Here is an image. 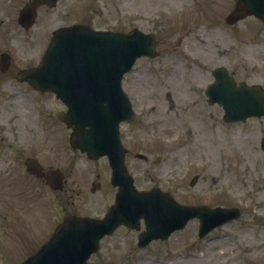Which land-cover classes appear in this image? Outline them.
<instances>
[{
    "label": "rangeland",
    "instance_id": "rangeland-1",
    "mask_svg": "<svg viewBox=\"0 0 264 264\" xmlns=\"http://www.w3.org/2000/svg\"><path fill=\"white\" fill-rule=\"evenodd\" d=\"M6 1H0V33L12 27L11 15L26 0L13 5ZM235 3L61 0L54 9L40 10L31 32L39 31L34 52H42L51 29L81 19L98 29L154 33L156 54L136 59L122 80L135 113L130 124L120 126L134 184L137 189L158 187L183 204L241 211L239 219L202 240L194 237L197 222L190 221L183 231L143 249L136 246V232L118 228L100 241L86 264H264V248L255 241L260 234L264 238V227L253 226L256 220L264 224V151L259 148L264 117L224 123L221 107L209 105L201 92L219 65L235 71L237 81L264 78L263 70L251 69L264 63V25L247 18L228 26L224 18ZM67 8L68 17L61 16ZM19 41L15 47L22 54L27 49ZM9 92H16L11 100ZM62 109L53 95L22 86L0 88V264H11L36 249L65 216H100L110 205L115 189L106 178L108 166L70 153L68 131L54 119ZM137 153L147 160L136 159ZM27 154L45 166L61 167L68 175V191H52L26 176L22 162ZM93 181L104 182L103 188L91 193Z\"/></svg>",
    "mask_w": 264,
    "mask_h": 264
},
{
    "label": "water",
    "instance_id": "water-1",
    "mask_svg": "<svg viewBox=\"0 0 264 264\" xmlns=\"http://www.w3.org/2000/svg\"><path fill=\"white\" fill-rule=\"evenodd\" d=\"M49 1V0H48ZM53 1V0H52ZM241 9L228 17L234 22L246 15L264 20V0H239ZM151 36L133 32L113 34L73 27L55 33L41 66L26 78L40 89L55 92L67 106L58 117L73 125L71 143L89 156L107 154L112 169V184L118 186L115 203L102 220L67 218L32 255L17 264H84L98 248V241L123 224L137 228L142 218L145 231L139 246L151 240L166 239L197 217L200 234L236 216V210L187 207L177 204L157 189L137 192L122 163L117 126L132 117L129 102L120 88L122 75L140 56H152ZM77 72H81L79 75ZM215 83L207 89L212 103H218L227 122L264 115V94L253 87L236 88L224 71L215 72ZM117 148L114 154V148ZM53 188H59L57 172L41 173Z\"/></svg>",
    "mask_w": 264,
    "mask_h": 264
},
{
    "label": "flooded vegetation",
    "instance_id": "flooded-vegetation-1",
    "mask_svg": "<svg viewBox=\"0 0 264 264\" xmlns=\"http://www.w3.org/2000/svg\"><path fill=\"white\" fill-rule=\"evenodd\" d=\"M262 36H264V35H262ZM264 56V55H263ZM231 74H233L234 76H236V72L234 71V72H231ZM255 82H258V80H256ZM260 242H264V238L263 237H261V238H259L258 239Z\"/></svg>",
    "mask_w": 264,
    "mask_h": 264
}]
</instances>
